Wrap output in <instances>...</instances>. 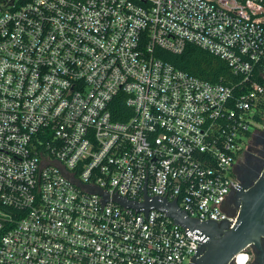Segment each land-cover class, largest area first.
<instances>
[{
	"label": "built area",
	"instance_id": "built-area-1",
	"mask_svg": "<svg viewBox=\"0 0 264 264\" xmlns=\"http://www.w3.org/2000/svg\"><path fill=\"white\" fill-rule=\"evenodd\" d=\"M187 44L233 82L156 54ZM262 131L264 0H0V264H193L200 232L114 196L233 227Z\"/></svg>",
	"mask_w": 264,
	"mask_h": 264
},
{
	"label": "water",
	"instance_id": "water-1",
	"mask_svg": "<svg viewBox=\"0 0 264 264\" xmlns=\"http://www.w3.org/2000/svg\"><path fill=\"white\" fill-rule=\"evenodd\" d=\"M264 143V131L257 134ZM260 170L253 177L242 179L236 191V205L239 207L237 222L233 227L228 221H200L187 215L176 202L157 197L142 203H135L117 195L114 199L123 205L133 206L137 210L144 208L146 212L151 206L165 211L174 221L189 230L200 232L202 240L193 264H232L234 257L254 244L261 248L264 237V156ZM105 200L109 198L103 192ZM262 257V248H261ZM263 258V257H262Z\"/></svg>",
	"mask_w": 264,
	"mask_h": 264
},
{
	"label": "trees",
	"instance_id": "trees-1",
	"mask_svg": "<svg viewBox=\"0 0 264 264\" xmlns=\"http://www.w3.org/2000/svg\"><path fill=\"white\" fill-rule=\"evenodd\" d=\"M156 54L176 67L207 81L226 84L233 82L234 75L228 63L195 44H187L182 53H174L163 48H157ZM113 108L115 119L124 120L126 118L121 116V114L128 107L122 101H115Z\"/></svg>",
	"mask_w": 264,
	"mask_h": 264
},
{
	"label": "flooded vegetation",
	"instance_id": "flooded-vegetation-1",
	"mask_svg": "<svg viewBox=\"0 0 264 264\" xmlns=\"http://www.w3.org/2000/svg\"><path fill=\"white\" fill-rule=\"evenodd\" d=\"M260 137L254 139L252 145L249 148V151L245 152L241 159H237L235 163V172L239 180L245 181L247 178L253 177L260 170L263 163L264 156V143L260 142ZM264 141V140H263ZM241 184V181H240ZM233 189L229 199L236 204V191L239 188ZM262 248V257H261V248L257 247L254 244L249 245L246 248L249 256L247 259L241 258V261L245 260V264H264V237L261 240Z\"/></svg>",
	"mask_w": 264,
	"mask_h": 264
}]
</instances>
